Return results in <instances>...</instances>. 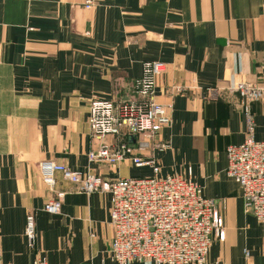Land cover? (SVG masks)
Wrapping results in <instances>:
<instances>
[{"label":"crops","instance_id":"crops-1","mask_svg":"<svg viewBox=\"0 0 264 264\" xmlns=\"http://www.w3.org/2000/svg\"><path fill=\"white\" fill-rule=\"evenodd\" d=\"M148 62L167 64L155 101L170 107L171 125L153 137H95L91 102L137 99ZM239 82L264 85V0H0V264H116L111 195L83 194L61 174L50 191L39 166L53 161L107 181L150 177L131 161L89 160L119 142L154 157L161 177L191 179L217 202L225 239L213 241L208 264H264V225L225 174L227 148L247 137L244 103L231 92ZM251 109L264 141V100ZM59 193L61 212H45Z\"/></svg>","mask_w":264,"mask_h":264},{"label":"built area","instance_id":"built-area-1","mask_svg":"<svg viewBox=\"0 0 264 264\" xmlns=\"http://www.w3.org/2000/svg\"><path fill=\"white\" fill-rule=\"evenodd\" d=\"M94 7L92 1L86 8ZM167 64L148 62L135 81L137 99L127 102L95 100L90 105L89 126L97 138L112 136L157 135L171 125L170 107L155 101L157 80L167 72ZM174 92L181 93V87ZM244 103L242 110L247 123V137L240 145L226 150L225 174L240 188L246 214L253 215L264 225V141L255 139V123L251 104L264 100V85L239 82L232 89ZM216 98V91H209ZM168 145H161L166 148ZM127 142L103 144L89 154L93 163L115 165L131 161L137 168H149L150 177L121 178L107 181L92 172L73 171L53 161L39 166L43 182L54 191L56 175L78 186L81 193H109L112 197L111 225L114 236L111 258L116 264L151 262L152 264H208L211 245L215 239H225V228L218 204L204 196L203 188L191 179L179 175L160 176L154 157L141 158ZM65 194L48 202L44 211L61 212ZM26 235L35 242L34 217L27 218ZM248 255V252L246 253ZM32 264H50L37 258Z\"/></svg>","mask_w":264,"mask_h":264}]
</instances>
